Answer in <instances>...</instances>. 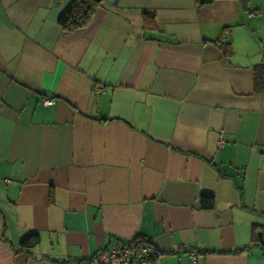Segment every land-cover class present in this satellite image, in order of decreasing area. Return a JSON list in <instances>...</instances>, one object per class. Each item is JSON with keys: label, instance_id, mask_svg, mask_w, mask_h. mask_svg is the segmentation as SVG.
<instances>
[{"label": "crops", "instance_id": "obj_1", "mask_svg": "<svg viewBox=\"0 0 264 264\" xmlns=\"http://www.w3.org/2000/svg\"><path fill=\"white\" fill-rule=\"evenodd\" d=\"M203 1L0 0V264H264V0Z\"/></svg>", "mask_w": 264, "mask_h": 264}, {"label": "trees", "instance_id": "obj_2", "mask_svg": "<svg viewBox=\"0 0 264 264\" xmlns=\"http://www.w3.org/2000/svg\"><path fill=\"white\" fill-rule=\"evenodd\" d=\"M242 1V0H238ZM204 3H210L212 0H204ZM99 5V0H71V3L67 10L59 17L58 25L61 30L66 33L76 32L84 29L88 23L90 22L92 15L95 9ZM151 29H154L153 24H149V26L145 25ZM261 69V68H260ZM261 70L257 69L255 71V78L259 81V75ZM207 201V202H206ZM200 202L202 203V208L211 209L212 208V198L201 195ZM206 203V206L203 204ZM264 237V231L262 233ZM38 241V237L36 234H29L26 237L22 238L20 245L22 247H32L36 245ZM148 243V242H147ZM149 246V244H148ZM150 248V246H149Z\"/></svg>", "mask_w": 264, "mask_h": 264}, {"label": "built area", "instance_id": "obj_3", "mask_svg": "<svg viewBox=\"0 0 264 264\" xmlns=\"http://www.w3.org/2000/svg\"><path fill=\"white\" fill-rule=\"evenodd\" d=\"M257 16V12L249 13V18ZM50 101H45L49 105ZM149 246L141 237L126 242L119 247H107L89 259V264H145Z\"/></svg>", "mask_w": 264, "mask_h": 264}, {"label": "water", "instance_id": "obj_4", "mask_svg": "<svg viewBox=\"0 0 264 264\" xmlns=\"http://www.w3.org/2000/svg\"><path fill=\"white\" fill-rule=\"evenodd\" d=\"M256 238L259 244L264 248V239L261 232L256 233Z\"/></svg>", "mask_w": 264, "mask_h": 264}]
</instances>
